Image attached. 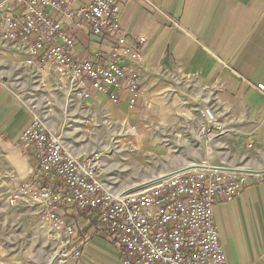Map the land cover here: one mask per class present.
Returning <instances> with one entry per match:
<instances>
[{"label":"crops","instance_id":"1","mask_svg":"<svg viewBox=\"0 0 264 264\" xmlns=\"http://www.w3.org/2000/svg\"><path fill=\"white\" fill-rule=\"evenodd\" d=\"M121 6L126 33L146 39L141 97L132 108L128 106L130 96L124 92L119 93L117 104L94 92L83 100L68 93L67 83L58 74L38 79L64 97L41 106V113L47 125L60 132L70 152L82 158L94 152L103 154L101 179L116 191L200 169L195 166L264 171V156L260 155L264 149V91L256 88L264 87V0H128L121 1ZM73 37L78 59L99 63L107 59L112 38L93 36L87 28L74 30ZM96 54L101 58L96 59ZM15 56L25 67L23 52ZM25 68L36 78L40 74L35 66ZM22 96L0 81V147L21 181L55 186L54 181L41 179L34 158L19 142L35 111ZM203 106L214 113L212 125L204 122ZM102 123L116 128L105 130ZM67 129H73L70 134L85 130V137L93 138L79 145L77 139L67 137ZM179 148L181 157H165L168 160L161 164L169 172L143 175L135 181L117 179L118 164L107 160L126 157L128 165L132 152L139 157L164 156L168 149ZM127 149L132 152H124ZM214 199V225L228 261L264 264V182L249 178L237 199ZM16 208L43 229L39 205L19 203ZM60 212L75 233L52 239L56 248L52 258L61 255L55 264H123L117 237L98 230L96 212L67 207ZM82 241L85 248L75 259L73 252ZM8 257L0 247V260Z\"/></svg>","mask_w":264,"mask_h":264},{"label":"built area","instance_id":"2","mask_svg":"<svg viewBox=\"0 0 264 264\" xmlns=\"http://www.w3.org/2000/svg\"><path fill=\"white\" fill-rule=\"evenodd\" d=\"M76 1L80 0H0V39L23 52L25 67L35 66L41 75L58 74L69 94L88 100L94 92L117 104L124 92L132 108L141 97L146 39L130 36L122 26L121 1L128 0H90L83 5ZM84 28L93 36L113 39L102 63L76 57L73 31ZM256 88L264 91L263 85ZM202 109L205 124L212 125V109ZM31 113L19 142L34 158L41 179L56 185L19 181L7 199L10 207L39 205L42 228L56 239L75 233L61 207L96 212L98 230L117 237L123 264H232L214 225V198L237 199L249 178L264 182V173L196 169L116 191L101 179L103 154L73 155L60 132L50 128L42 114ZM85 241L73 252L75 259Z\"/></svg>","mask_w":264,"mask_h":264},{"label":"rangeland","instance_id":"3","mask_svg":"<svg viewBox=\"0 0 264 264\" xmlns=\"http://www.w3.org/2000/svg\"><path fill=\"white\" fill-rule=\"evenodd\" d=\"M15 53H19L16 45H11L0 39V81L17 89L23 95L22 97H26V103L33 106L35 111L43 115L44 113H41V106L47 105L49 102H60L64 97L54 87L41 85L38 79L42 75L38 74L37 78L34 75L32 76L28 68L19 64ZM44 74L48 75V73ZM32 77L36 78V80H32ZM66 86L69 92L68 85L66 84ZM21 88H24V91ZM72 100L73 98H69L68 102L72 103ZM55 107L56 105L52 106V108ZM67 109L65 108V110ZM96 126H94L95 129L99 128ZM101 127L112 131L116 128H109L110 126L103 125V123ZM67 130L69 131L67 137L72 141L74 138L77 139L79 145L88 142L90 136L93 138V135L85 137L87 135L85 134V130L81 132L78 129L73 134H70L73 129ZM168 150V153L164 154V156L144 155L139 157L138 155L136 156L135 152L127 149L124 152H132L127 158L128 165L125 164L124 159L126 157L123 159L112 157L107 160L108 163L118 164V169L121 171L117 179L125 182L135 181V179L143 175H149L150 177V175L169 172V169H161V164L168 160L165 157L174 159L181 157L183 154L181 148ZM260 155L264 156V149H262ZM6 160L4 149L0 147V247L5 249L9 255L8 259L0 260V264H49L48 262L56 252V248L51 244L54 238L49 233H45L44 229H40L34 219L27 218L23 213H20L19 209L16 208L17 205L16 207H10L7 204V199L14 190L15 184L21 180L17 174L13 173L14 169L8 166ZM125 167L129 169H125Z\"/></svg>","mask_w":264,"mask_h":264},{"label":"water","instance_id":"4","mask_svg":"<svg viewBox=\"0 0 264 264\" xmlns=\"http://www.w3.org/2000/svg\"><path fill=\"white\" fill-rule=\"evenodd\" d=\"M196 168H203V169H207V168H205V167H203V166H195ZM213 169H217V170H220V171H225V170H228V171H234V172H237V173H249V174H262V173H264V171H251V170H246V169H242V168H240V169H230V168H227V167H225V168H213ZM166 176H169V175H165L164 177H162V178H165ZM162 178H159V179H162ZM153 181H155V180H151L149 183H145L144 185H146V184H150L151 182H153ZM143 186V185H142ZM58 257H59V255H55L51 260H50V264H55L54 262L58 259Z\"/></svg>","mask_w":264,"mask_h":264},{"label":"bare ground","instance_id":"5","mask_svg":"<svg viewBox=\"0 0 264 264\" xmlns=\"http://www.w3.org/2000/svg\"><path fill=\"white\" fill-rule=\"evenodd\" d=\"M194 169V168H193ZM201 169V168H200ZM203 169V168H202Z\"/></svg>","mask_w":264,"mask_h":264}]
</instances>
